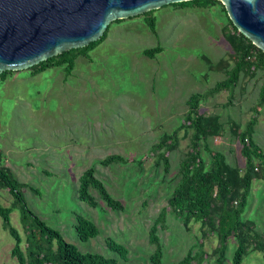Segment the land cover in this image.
<instances>
[{
	"label": "rangeland",
	"instance_id": "1",
	"mask_svg": "<svg viewBox=\"0 0 264 264\" xmlns=\"http://www.w3.org/2000/svg\"><path fill=\"white\" fill-rule=\"evenodd\" d=\"M222 4L157 9V33L143 15L112 22L107 41L93 53L94 63L80 57L68 77L63 67L36 78L26 72L7 80L0 77L3 164L28 184L24 193L31 209L81 251L118 258L119 264H152L156 245L150 241L151 228L163 209L169 210L191 132H180V146L169 154L168 174L152 148L164 133L181 126L193 93L206 92L227 77L223 69H210L205 59L206 55L215 64L224 58L233 62L222 29L228 22ZM159 44L164 51L156 57L144 54ZM263 82L262 70L252 78L242 75L233 90L202 102V112L216 114L225 123V134L210 138L209 145L224 152L233 166L244 168L246 159L230 120L245 128L257 117L255 139L264 150V105L259 106ZM112 154H121L128 162L103 165L101 161ZM204 156L210 163L208 151ZM90 167L123 201L125 210L109 207L96 189L91 191L98 208L79 199L80 177ZM0 199L6 206L13 202L7 189L0 190ZM78 214L98 225L97 237L79 238ZM243 218L254 221L255 229L264 235L263 179L254 181ZM12 224L26 238L19 208L12 213ZM157 234L163 244V264H174L194 247L197 250L201 224L187 229L169 211ZM109 238L128 248L127 259L109 248ZM218 245V235L205 240L204 264H215L213 252ZM14 246L15 238L0 217V264H20L12 254ZM235 246L230 239L226 264ZM243 264H264V252L252 249Z\"/></svg>",
	"mask_w": 264,
	"mask_h": 264
},
{
	"label": "trees",
	"instance_id": "2",
	"mask_svg": "<svg viewBox=\"0 0 264 264\" xmlns=\"http://www.w3.org/2000/svg\"><path fill=\"white\" fill-rule=\"evenodd\" d=\"M218 0H192L172 4L181 7H209ZM223 10L227 16V23L223 26V33L232 47L230 62L220 59L216 64L205 55L210 69H223L227 77L216 83L206 92L193 93L188 101V110L178 129L164 133L159 141L153 145L152 153L157 157V163L163 164L165 173L171 170L169 154L178 149L181 143L180 132H191L190 148L180 165V179L169 198V210L163 209L156 223L151 228L150 241L156 245L151 255L152 264H163V244L157 234L158 225L165 223L169 211L182 219L185 227L191 229L194 223L201 224L202 237L198 245L190 250L181 260L174 264H204L208 253L205 251V240L212 235H218L219 245L213 255L215 264H226L230 239H234L236 246L229 264H243L249 252L260 250L264 252V235L255 229V222L243 218L255 180H264V150L255 139L257 117L252 118L245 128L230 120L232 134L242 142V154L246 159L244 168L231 165L222 151L213 150L209 139L225 134V123L216 114L202 112L204 100L215 96L224 90H233L241 76L255 77L258 71L264 72V51L252 40L242 34L228 16L225 6ZM155 10L144 14L153 32L157 33ZM124 19L117 20V22ZM111 24L101 39L89 45L65 51L49 58L32 68L33 74L46 71L48 68L63 67L67 75H71L79 56L89 57V53L103 42L110 30ZM164 51L160 44L154 48L144 50L149 57H156ZM232 63V64H231ZM14 71H6L0 77L6 78ZM264 105V82L260 90L259 106ZM204 150L210 155V163L204 156ZM4 153L0 147V190L7 189L13 196V202L6 206L0 199V217L3 224L15 238L12 254L20 264H119L118 258L107 257L101 253L83 252L78 246L67 241L62 232L50 226L28 204L24 188L28 186L17 179L12 169L3 164ZM121 154H112L101 161L109 166L113 163H127ZM96 168L90 167L80 177L78 189L79 199L91 207L98 208L99 201L92 193L98 190L103 200L114 210H125L122 200L113 196L102 179L96 174ZM21 210V220L24 225L26 238L18 228L12 224V213ZM78 236L83 241L97 237L100 228L89 217L77 215L75 224ZM108 246L116 251L121 258L127 259L128 248L114 239L109 238Z\"/></svg>",
	"mask_w": 264,
	"mask_h": 264
},
{
	"label": "water",
	"instance_id": "3",
	"mask_svg": "<svg viewBox=\"0 0 264 264\" xmlns=\"http://www.w3.org/2000/svg\"><path fill=\"white\" fill-rule=\"evenodd\" d=\"M192 0H0V75L102 38L112 22ZM264 51V0H218Z\"/></svg>",
	"mask_w": 264,
	"mask_h": 264
},
{
	"label": "crops",
	"instance_id": "4",
	"mask_svg": "<svg viewBox=\"0 0 264 264\" xmlns=\"http://www.w3.org/2000/svg\"><path fill=\"white\" fill-rule=\"evenodd\" d=\"M190 7H191V6H190ZM155 12H156V10H155ZM155 12H154V14H155ZM143 16H144V15H143ZM136 17H137V16H136ZM138 17H139V16H138ZM131 18H133V17H131ZM128 19H129V18H128ZM125 20H127V19H124L123 21H125ZM123 21H120L119 23H122ZM110 28H111V27H110ZM110 31H111V29L109 30V33H110ZM109 33H108L106 39H105L103 42H101L98 46H96L93 50L90 51V53H89V57H87V56H83V55H82V56H79V57L77 58V60H78L80 57H85L90 63H94L95 59H94L93 53H94V51L97 50L101 45H103L105 41H107L108 36H109ZM77 60H76V62H77ZM76 65H77V64H75V68H76ZM54 68H56V67L48 68L47 70L54 69ZM75 68H74V70H75ZM47 70H46V71H47ZM74 70H73V72H74ZM64 71H65V69H64ZM23 72L29 73L30 76H31L32 78H36V77H38L39 75H42V73H43V72H41V73H38V74H33L32 70H30V69H27V70H21V71H14L13 73L8 74L7 77L5 78V80H7L9 76H14L16 73H17V75H18V74H21V73H23ZM44 72H45V71H44ZM72 74H73V73H72ZM72 74H71V75H72ZM71 75H67V77H68V76H71ZM2 151H3V150H2Z\"/></svg>",
	"mask_w": 264,
	"mask_h": 264
}]
</instances>
